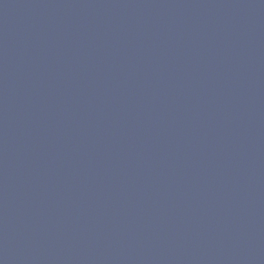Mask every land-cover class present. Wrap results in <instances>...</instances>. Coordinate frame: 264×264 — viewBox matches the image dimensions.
Returning <instances> with one entry per match:
<instances>
[{
  "label": "water",
  "instance_id": "95a60500",
  "mask_svg": "<svg viewBox=\"0 0 264 264\" xmlns=\"http://www.w3.org/2000/svg\"><path fill=\"white\" fill-rule=\"evenodd\" d=\"M0 264H264V0H0Z\"/></svg>",
  "mask_w": 264,
  "mask_h": 264
}]
</instances>
